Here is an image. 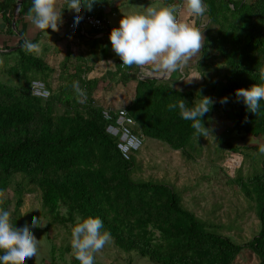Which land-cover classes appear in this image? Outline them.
Segmentation results:
<instances>
[{"label": "trees", "instance_id": "trees-1", "mask_svg": "<svg viewBox=\"0 0 264 264\" xmlns=\"http://www.w3.org/2000/svg\"><path fill=\"white\" fill-rule=\"evenodd\" d=\"M62 1L65 5L68 0ZM79 1L86 11L104 16L117 0ZM17 2L0 0L8 34L18 30L23 10L39 13L41 0H22L14 24ZM190 4L198 14L205 6L203 13L217 25L213 31L205 27L194 66L200 82L178 87L167 79L139 78L131 68L134 63H120L116 72L124 84L137 81L134 97L126 104L136 122L134 131L188 158L190 141L194 143L202 124L211 123L201 104L229 105L237 137L264 136V0H191ZM19 30L25 35L24 25ZM38 38L20 37L15 50L6 44L0 47L3 55L18 53L17 61L7 67L17 81L0 80V264L9 262L17 243L21 206L30 189L39 191L50 226L85 225L153 264H233L244 248L264 264V144L255 147L261 152L259 169L231 179L255 201L260 222L255 235L239 242L221 232L222 225L184 204L173 184L135 178L136 155L123 157L116 138L106 131L105 105L95 95L99 79L87 78L71 54L53 67L39 50ZM53 74L64 82L59 87L52 86ZM35 79L50 88L48 98L33 94ZM224 142L236 149L227 139ZM9 189L16 200L13 208L6 195ZM79 248L69 244L62 251L53 243L45 264H106ZM70 252L68 259L65 254Z\"/></svg>", "mask_w": 264, "mask_h": 264}, {"label": "rangeland", "instance_id": "rangeland-1", "mask_svg": "<svg viewBox=\"0 0 264 264\" xmlns=\"http://www.w3.org/2000/svg\"><path fill=\"white\" fill-rule=\"evenodd\" d=\"M22 13L24 15V10ZM45 18L48 19L49 15H45ZM20 22L16 25L18 29L22 28L19 27ZM208 22L209 18L204 15L202 23L209 25L213 31L217 25ZM27 35L25 33L27 40L32 37ZM0 51V80L16 82V78L7 73V67L17 61L18 53L3 55L2 49ZM63 83L58 74L52 75L53 87H59ZM126 98L128 103L131 98ZM217 99L219 100V97ZM200 108L211 123L207 126L202 124L195 135L194 143L193 140L190 141L188 150L192 157H186L182 151L174 150L164 142H154L153 139L147 138L141 149L134 152L137 157L135 178L157 179L173 184L182 195L184 204L203 218L222 225L221 232L231 235L239 242H245L257 233L260 222L255 201L246 196L240 186L231 179L239 172L245 178L259 169L261 152L255 147L264 144V136L237 137L233 132L234 116L230 113L229 105L207 108L201 104ZM206 116L204 115V118ZM225 139L236 149L232 150L224 142ZM6 195L12 199L13 208L16 200L12 189H9ZM21 213L27 216L22 219L15 249L20 264L25 263L22 257L28 250L29 255L34 257L33 262L35 260L36 263L45 257L44 263H48L53 243L63 247L62 251L69 244L74 249L79 246V252L82 250L93 254L98 261L106 264H153L136 252H125L114 244L112 237L102 236L85 225L76 229L71 228V225L50 226V219L43 212L39 191L36 189H30L24 195ZM48 235H51V239ZM59 253L57 251V254ZM72 253L65 256L69 259ZM233 264H259V258L250 248H244Z\"/></svg>", "mask_w": 264, "mask_h": 264}, {"label": "crops", "instance_id": "crops-1", "mask_svg": "<svg viewBox=\"0 0 264 264\" xmlns=\"http://www.w3.org/2000/svg\"><path fill=\"white\" fill-rule=\"evenodd\" d=\"M190 1L117 0L115 8L107 10L105 16L112 25L124 30L119 36L111 33L98 36L92 29L86 35L74 36L66 29L49 26L51 21L66 19L77 13L82 5L79 0H68L65 5L62 0H41L39 13L25 10L19 27L24 25L26 35L32 36L29 39L39 37L38 48L53 67H58L71 54L74 61L85 69L87 78L99 79L95 94L98 103L118 107L124 106L127 96L134 97L137 82L128 80L124 84L119 79L120 75L116 72L120 63H134L135 67L131 68L137 70L138 75L150 77L163 74L164 79L178 87L202 80L194 66L205 38L206 25L202 19L206 14L195 12ZM45 15L49 18L46 19ZM17 16L18 13H15L14 24ZM175 19L177 22H174ZM4 27L5 23L0 18V47L4 44L14 47L20 37H25L19 29L14 34H8ZM194 33L196 39L192 49L184 54ZM74 67L75 64L71 65L70 70ZM26 216L22 214V219ZM17 245L7 264H20L19 255L15 253ZM29 251L22 257L24 264H45V257L33 262L34 257L29 255Z\"/></svg>", "mask_w": 264, "mask_h": 264}, {"label": "built area", "instance_id": "built-area-1", "mask_svg": "<svg viewBox=\"0 0 264 264\" xmlns=\"http://www.w3.org/2000/svg\"><path fill=\"white\" fill-rule=\"evenodd\" d=\"M205 6H203V10ZM174 22H177L175 19ZM51 27L63 28L71 35H86L89 29H92L98 36L104 33L121 35L124 30L110 23L107 16H98L92 12L79 11L72 17L61 21H51ZM124 66V64H122ZM139 78H145L144 74H139ZM32 92L39 97H48L50 90L43 80L35 79L32 81ZM104 118L108 121L106 131L116 138V144L121 154L125 158H130L136 150L141 149L144 144V137L137 134L133 127L135 125L134 117L129 113L126 107H105L102 110Z\"/></svg>", "mask_w": 264, "mask_h": 264}, {"label": "water", "instance_id": "water-1", "mask_svg": "<svg viewBox=\"0 0 264 264\" xmlns=\"http://www.w3.org/2000/svg\"><path fill=\"white\" fill-rule=\"evenodd\" d=\"M21 3H22V0H18V2H17V4H18L17 13H18L19 8L21 7ZM106 34H108V33H106ZM195 39H196V33H194L193 38L190 42V45L188 46V49H187L186 53H184V54H187L192 49V46L195 42ZM17 47H19V45L12 47L11 50H15ZM150 77L156 78V79H164L165 78L163 74L162 75H151Z\"/></svg>", "mask_w": 264, "mask_h": 264}, {"label": "clouds", "instance_id": "clouds-1", "mask_svg": "<svg viewBox=\"0 0 264 264\" xmlns=\"http://www.w3.org/2000/svg\"><path fill=\"white\" fill-rule=\"evenodd\" d=\"M205 9H206V7H205ZM204 9V10H205ZM204 10L202 9V12H204ZM79 11H86L84 8H83V6L81 5V9L79 10ZM78 11V12H79ZM16 12H17V10H16ZM76 14V13H75ZM201 13H200V17H201ZM199 16V15H198ZM61 20H63V19H60V20H58V21H61ZM50 26V25H49ZM51 27V26H50ZM61 29V28H60ZM70 34V33H69ZM104 34H106V33H104ZM108 34H110V33H108ZM112 34V33H111ZM115 35V34H114ZM17 46V45H16ZM124 64V63H123ZM122 65V64H121ZM123 66V65H122ZM146 78V77H145ZM49 90H50V88H49ZM50 94H51V90H50ZM50 96V95H49ZM48 96V97H49ZM48 97H42V98H48ZM105 107H112V106H105ZM105 107H103V108H105ZM118 107H126V105L125 106H118ZM112 108H117V107H112ZM127 108V107H126ZM145 141V140H144ZM144 144H145V142H144Z\"/></svg>", "mask_w": 264, "mask_h": 264}]
</instances>
